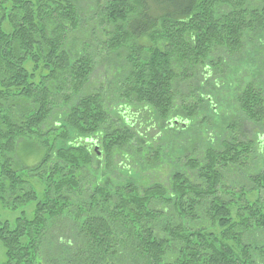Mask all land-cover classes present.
I'll use <instances>...</instances> for the list:
<instances>
[{"label":"trees","instance_id":"obj_1","mask_svg":"<svg viewBox=\"0 0 264 264\" xmlns=\"http://www.w3.org/2000/svg\"><path fill=\"white\" fill-rule=\"evenodd\" d=\"M0 204V264H264V0H0Z\"/></svg>","mask_w":264,"mask_h":264},{"label":"rangeland","instance_id":"obj_2","mask_svg":"<svg viewBox=\"0 0 264 264\" xmlns=\"http://www.w3.org/2000/svg\"><path fill=\"white\" fill-rule=\"evenodd\" d=\"M19 148H20V146H19ZM29 148H30V146L25 145L21 150H18L19 151L18 152V156L21 153L22 154V158L24 159V161L26 163L34 162L36 160V158H37V155H38L37 153L35 155H31V156L29 154L28 155L29 157L26 158V156H24V153L26 151H28ZM35 148L38 149V147H35ZM31 152L32 151H30V153ZM19 158H21V157H19ZM20 210L21 209H19V208L16 209V210H9V209H6V208L2 207V205L0 204V219H2V220H9L10 222H13L14 219H15V217L18 216L21 213ZM2 253H3V251H0V259L2 258V255H3Z\"/></svg>","mask_w":264,"mask_h":264}]
</instances>
